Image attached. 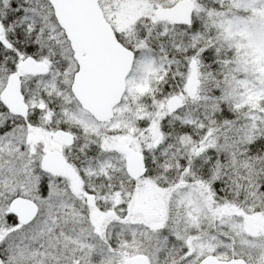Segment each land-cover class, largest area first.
I'll return each instance as SVG.
<instances>
[{
    "label": "snow or ice",
    "instance_id": "1",
    "mask_svg": "<svg viewBox=\"0 0 264 264\" xmlns=\"http://www.w3.org/2000/svg\"><path fill=\"white\" fill-rule=\"evenodd\" d=\"M0 264H264V0H0Z\"/></svg>",
    "mask_w": 264,
    "mask_h": 264
}]
</instances>
